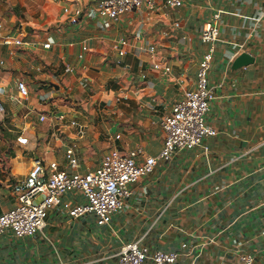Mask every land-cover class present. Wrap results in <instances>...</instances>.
<instances>
[{
    "label": "crops",
    "instance_id": "obj_1",
    "mask_svg": "<svg viewBox=\"0 0 264 264\" xmlns=\"http://www.w3.org/2000/svg\"><path fill=\"white\" fill-rule=\"evenodd\" d=\"M217 12L210 71L216 98L207 122L218 134L206 138L209 152L195 148L160 160L106 225L93 214L71 217L68 209L85 197L65 193L41 232L0 234V264H119L122 246L140 238L151 250L177 251L173 264H242L246 253L264 264V0H183L118 20L101 17L90 0H0V215L16 204L13 185L38 159L71 171L72 147L78 170L91 171L113 148L158 155L160 122L194 87L207 49L201 32ZM5 35L30 44H4ZM240 43L255 61L234 70L227 55ZM19 135L28 142L19 143Z\"/></svg>",
    "mask_w": 264,
    "mask_h": 264
},
{
    "label": "built area",
    "instance_id": "obj_2",
    "mask_svg": "<svg viewBox=\"0 0 264 264\" xmlns=\"http://www.w3.org/2000/svg\"><path fill=\"white\" fill-rule=\"evenodd\" d=\"M90 1L95 4L96 11L101 17L113 20L143 8L156 11L162 6L176 8L183 4V0ZM77 13H80V10H77ZM219 18L220 13H215L201 32V41L207 45V49L199 61L194 87L185 90L160 122L165 137L163 149L158 155H148L141 147L129 152L113 148L104 153L98 166L91 171L78 170L80 159L72 147L66 150L69 166L73 168L71 171L61 168L57 161H51L46 166L38 159L26 177L13 185V192L17 197L16 204L0 215V234L10 230L16 238H24L41 232L53 205L62 195L75 190L84 195L85 202L70 207L68 214L73 218L93 214L98 225L109 224L114 214L126 208V201L133 194L132 185L142 176L152 173L160 160H169L177 151L195 148H202L204 153H208L210 147L206 143V138L218 134L217 129L207 122V115L216 98L215 87L210 82V71L215 57L216 43L220 38ZM3 27L0 21V31ZM10 40L16 45L30 44L19 38L12 39L8 35L2 37L4 44ZM120 43L126 46L127 40L122 39ZM50 46V43L43 44L44 48ZM244 49V43L237 44L235 51L227 55L229 64L233 63ZM150 51L155 54V46H151ZM124 54L125 49L122 47L118 55ZM0 62L4 63L3 60ZM154 67L164 68L165 72L170 71L169 66L162 67L159 63H155ZM17 88L24 97L29 95V88L24 80L17 81ZM3 111L4 104L0 100V112ZM65 117L66 113L58 115L60 120ZM46 119L47 114L40 115L41 121ZM71 124H76V121L72 120ZM17 141L25 144L28 138L19 135ZM178 255L177 251L151 250L140 238L122 246L119 252V264H143L147 260L155 264H173L177 261ZM240 261L242 264H255L254 256L249 253L242 254Z\"/></svg>",
    "mask_w": 264,
    "mask_h": 264
},
{
    "label": "water",
    "instance_id": "obj_3",
    "mask_svg": "<svg viewBox=\"0 0 264 264\" xmlns=\"http://www.w3.org/2000/svg\"><path fill=\"white\" fill-rule=\"evenodd\" d=\"M255 61L254 55L249 52L243 51L237 55L232 63V69L237 70L253 64Z\"/></svg>",
    "mask_w": 264,
    "mask_h": 264
}]
</instances>
